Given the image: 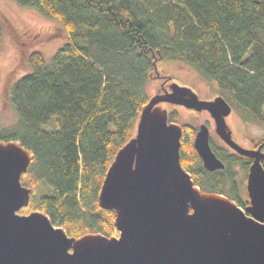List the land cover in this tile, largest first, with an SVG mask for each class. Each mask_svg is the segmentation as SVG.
Listing matches in <instances>:
<instances>
[{"label": "trees", "instance_id": "trees-1", "mask_svg": "<svg viewBox=\"0 0 264 264\" xmlns=\"http://www.w3.org/2000/svg\"><path fill=\"white\" fill-rule=\"evenodd\" d=\"M16 2L59 20L68 40L49 60L40 50L28 54L30 70L9 86L18 119L0 128V139H20L34 151L21 181L32 192L40 182L50 187L39 208L70 235L117 233L114 210L97 195L117 149L135 132L158 60L184 61L214 81L245 122L264 120V0ZM168 116L177 120L178 111ZM182 126L180 159L195 183L243 205L233 166L247 168L249 160L211 141L225 167L208 170L193 143L197 126Z\"/></svg>", "mask_w": 264, "mask_h": 264}, {"label": "water", "instance_id": "water-1", "mask_svg": "<svg viewBox=\"0 0 264 264\" xmlns=\"http://www.w3.org/2000/svg\"><path fill=\"white\" fill-rule=\"evenodd\" d=\"M162 102L208 110L222 140L251 158L247 204L195 183L180 159L183 126L169 120ZM232 109L224 95L202 98L174 80L141 106L97 195L102 208L114 210L112 235H70L42 210L21 212L32 192L21 176L34 151L20 139H0V264H264V141L255 148L239 143L227 121ZM193 143L208 170L225 167L207 123Z\"/></svg>", "mask_w": 264, "mask_h": 264}, {"label": "rangeland", "instance_id": "rangeland-1", "mask_svg": "<svg viewBox=\"0 0 264 264\" xmlns=\"http://www.w3.org/2000/svg\"><path fill=\"white\" fill-rule=\"evenodd\" d=\"M0 20L3 25V36L0 42L1 128L11 127L17 122L18 113L9 100V86L30 70L27 64L28 54L33 50H40L46 59L49 60L57 48L68 40V35L65 27L59 20L43 15L34 7L21 5L16 0H0ZM160 72L170 76L169 82L174 80L179 84L192 87L202 98L213 97L216 94L225 96L217 88L214 81L204 79L192 66L181 60L167 58L158 60L154 72L151 73L150 82L147 84L149 98L158 89L161 90L156 86L158 84L157 81H163V78L159 77ZM162 104L169 111H178L177 121L181 124L189 123L194 126H198L200 122L209 124L211 141L230 150L229 146L215 132L213 119L208 110L193 112L183 105H175L168 102H162ZM227 121L232 128L233 136L242 145L250 146V143H258L264 140V120L245 122L240 114L235 109H232L227 116ZM45 127L49 129L53 128L54 119H51ZM233 170L235 172L237 192L243 201L242 206H244L249 200L246 189L248 170L241 166V164L234 165ZM49 192L50 187L46 183L40 182L36 186L35 191L31 192L30 202L33 204L31 209L41 210L38 199L41 195ZM54 225L62 226L59 222H56ZM116 232L118 233L117 229Z\"/></svg>", "mask_w": 264, "mask_h": 264}, {"label": "flooded vegetation", "instance_id": "flooded-vegetation-1", "mask_svg": "<svg viewBox=\"0 0 264 264\" xmlns=\"http://www.w3.org/2000/svg\"><path fill=\"white\" fill-rule=\"evenodd\" d=\"M158 82V84H156V86L157 87H159L161 90L162 89H164V88H166V87H168V83H169V80L168 81H166V82H164V81H157ZM209 98H212V97H209ZM191 111H193V112H195L196 110H193V109H191ZM213 119V118H212ZM201 123V122H200ZM199 123V124H200ZM213 124H214V122H213ZM208 126H209V129H210V125L208 124ZM197 128H198V126H197ZM233 134V133H232ZM219 136V135H218ZM220 137V136H219ZM234 137V136H233ZM221 138V137H220ZM235 138V137H234ZM222 139V138H221ZM264 141V140H263ZM260 142H262V141H260ZM260 142H258V143H250V146H247V147H250V148H255ZM210 144H211V137H210ZM228 145V144H227ZM229 146V145H228ZM229 148H230V150H232V151H230L228 148H226L225 147V149H227V152H229V153H232V154H234V155H239V156H241V157H245V158H247L248 160H249V164H250V162H251V158L250 157H248V156H246V155H242V154H239V153H237L232 147H230L229 146ZM262 148H264V147H262ZM218 156V155H217ZM219 157V156H218ZM225 163V162H224ZM264 163V162H263ZM249 164H248V167H249ZM237 165V164H236ZM248 167H247V170H248ZM247 180V179H246Z\"/></svg>", "mask_w": 264, "mask_h": 264}, {"label": "bare ground", "instance_id": "bare-ground-1", "mask_svg": "<svg viewBox=\"0 0 264 264\" xmlns=\"http://www.w3.org/2000/svg\"><path fill=\"white\" fill-rule=\"evenodd\" d=\"M156 65H157V62H156Z\"/></svg>", "mask_w": 264, "mask_h": 264}]
</instances>
